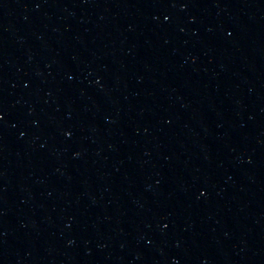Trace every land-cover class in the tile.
I'll return each instance as SVG.
<instances>
[{
    "label": "water",
    "instance_id": "obj_1",
    "mask_svg": "<svg viewBox=\"0 0 264 264\" xmlns=\"http://www.w3.org/2000/svg\"><path fill=\"white\" fill-rule=\"evenodd\" d=\"M43 264H264V0H18Z\"/></svg>",
    "mask_w": 264,
    "mask_h": 264
}]
</instances>
